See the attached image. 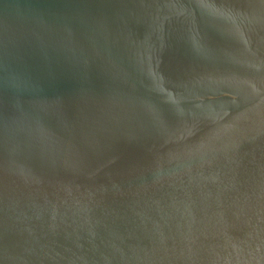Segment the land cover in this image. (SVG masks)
<instances>
[{
	"label": "water",
	"instance_id": "95a60500",
	"mask_svg": "<svg viewBox=\"0 0 264 264\" xmlns=\"http://www.w3.org/2000/svg\"><path fill=\"white\" fill-rule=\"evenodd\" d=\"M0 264H264V0H0Z\"/></svg>",
	"mask_w": 264,
	"mask_h": 264
}]
</instances>
